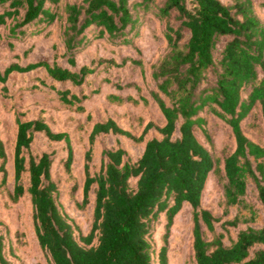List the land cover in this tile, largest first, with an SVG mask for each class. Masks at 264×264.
<instances>
[{"label": "trees", "instance_id": "1", "mask_svg": "<svg viewBox=\"0 0 264 264\" xmlns=\"http://www.w3.org/2000/svg\"><path fill=\"white\" fill-rule=\"evenodd\" d=\"M150 0H81L66 2L64 20L58 34L64 43L66 63L40 59L21 64L18 61L0 68V81L7 80L12 71L41 70L40 82L54 91L57 101L77 112H85V121L75 128L90 127L89 147L85 152V182L83 204L90 201L96 184L93 221L87 234L76 233L77 225L58 202V185L52 177L53 155L44 151L26 156L36 132L48 139L66 141L68 156L73 160V147L68 131H55L47 121L44 110L34 118L16 109L17 133L14 146V188L10 198L17 202L30 193L34 207V225L41 247L52 264H153L155 247L150 240L151 223L160 213L167 218L163 244L158 249L159 264H168V236L174 217L187 203L192 209L193 250L196 264H264V224L247 225L233 237L231 226H237L240 216L222 222L223 231L216 229L219 220L211 210L202 206V197L211 174L222 182L223 205L228 212L232 206L249 211L244 221H255L257 208L247 203L248 179L256 185L258 198L264 208V162L253 164L252 157H264V143L252 140L243 129V121L259 104L264 120V21L256 13L253 0H164L157 15L170 18L176 11L180 24L169 21L165 36L168 47L150 66L155 86L142 92L137 82L123 83L112 79L109 69L122 66L128 60H142L123 55H94L90 62L79 64L78 56L97 38H106L118 46L129 42L128 33L135 28L139 10ZM60 0H0V26L7 27L8 43L33 32H44L59 15ZM143 11V10H142ZM144 12V11H143ZM32 26L31 30L28 27ZM185 31L189 33L183 41ZM228 37L220 55L215 49L222 37ZM108 70V71H107ZM106 74L97 78L101 73ZM215 74L209 80V74ZM209 80V81H208ZM103 82L115 90L107 93L112 104L157 103L164 123L150 120L140 135L122 127L112 116L95 120L85 101L100 93ZM135 85L139 94H124L122 88ZM6 85L1 91L7 93ZM33 87L39 88L38 84ZM247 90L246 96L243 92ZM212 112L232 127L236 147L224 157L223 167L213 152L202 143L197 127L211 144L210 132L204 123ZM160 136L148 137L151 130ZM179 135H176L177 132ZM122 134L135 142H144L142 154L131 161L121 146L105 148L99 171H91L97 137L105 133ZM3 158L1 184H6L5 143L0 137ZM28 172V184L25 173ZM229 235L231 243L224 241ZM211 233V236H209ZM8 245L0 230V264H13Z\"/></svg>", "mask_w": 264, "mask_h": 264}, {"label": "rangeland", "instance_id": "2", "mask_svg": "<svg viewBox=\"0 0 264 264\" xmlns=\"http://www.w3.org/2000/svg\"><path fill=\"white\" fill-rule=\"evenodd\" d=\"M81 0H60L58 3L59 15L55 22L47 27L44 32H33L24 38L15 39L8 43L4 34H7V27L0 26V68L4 69L9 63L18 61L27 64L40 59L52 60L56 53L58 61L66 63L64 43L58 34V26L64 20V6L66 2ZM164 0H150L147 7L137 6L135 9L141 12L135 28L128 33L129 42L121 46L111 43L106 38H97L91 41L87 48L78 56L79 64L90 62L94 55L116 56L121 60L123 55H130L131 58L141 59L140 63L128 60L122 66H114L109 69L112 79H119L123 83L137 82L142 86V92L148 94L150 88L155 86V80L151 77V64L157 60L160 54L168 47V40L165 36L168 21L178 26L180 20L174 11L170 18H161L157 15L158 6ZM231 4L233 0H222ZM190 3V0H189ZM256 13L264 21V0H253ZM144 12H143V11ZM32 26L28 27L31 30ZM189 36L185 31L184 40ZM228 37L224 36L215 49L216 55L224 46ZM108 71V70H107ZM107 71L101 73L97 78L103 77ZM41 70L27 72L12 71L7 80L0 81V137L5 143L6 160L5 167L8 172L6 184H1L3 171L0 156V230L5 234L8 245L14 247V254H10L13 264H52L48 253L39 244L35 225L34 207L30 193H26L17 202L10 198V192L14 188V146L17 133L16 109L26 112L28 118H34L40 110H44L47 121L55 131H68L71 136L73 147V160L68 168L65 159L68 156L66 141L50 140L43 132H36L29 150H26L27 159L30 155H38L48 151L53 155L51 173L58 185V202L63 210L69 215L72 222L77 225L76 233L87 234L91 228L94 212V200L96 184L90 194V201L83 204L84 182H85V152L89 147L90 127L82 129L75 128L77 121H85V112H77L72 108L62 105L54 96V91L49 90L40 82ZM209 80H214L215 74H209ZM208 80V81H209ZM33 84L40 87L35 88ZM6 85L7 93L1 91ZM115 88L107 82H103L100 93L93 94L85 101L87 108L95 116V120H103L106 116H112L122 127L131 130L134 134L140 135L146 123L150 120L162 125L164 117L157 103L133 104H112L107 99V93ZM121 92L139 94L135 85H129L121 89ZM247 90L243 92L246 96ZM207 120L204 125L210 132L211 144L205 137L200 127L196 128V135L224 164V157L231 153L236 147V140L232 127L224 120L206 112ZM245 133L254 141L264 143V120L260 105L257 104L249 116L243 121ZM178 131L176 135H179ZM160 136L157 130L152 129L148 137ZM123 146L128 153V158L135 161L143 152L144 142H135L122 134L105 133L97 137L95 144L94 158L91 162V171L100 170L105 148ZM253 164L259 160L264 162V157L255 159ZM28 172L25 173L24 181L28 184ZM222 182L217 174L209 177L204 194L202 206L211 210L219 220L215 222L216 229L223 231L222 222L233 218L236 214L240 216L237 226L230 227V233L235 237L240 228L247 225L261 227L264 224V208L258 198V192L254 180L248 179V188L245 200L257 208L255 221H244L249 211L241 206H232L228 212L223 205ZM167 218L164 212L160 213L156 220L151 223L150 240L155 247L152 255L153 264H159L158 249L163 244V235L166 232ZM193 219L192 209L185 204L180 212L174 217L170 226L168 236V264H196L193 250ZM211 236V233H209ZM225 243L230 244L231 239L226 232ZM263 248L264 244H257L254 249Z\"/></svg>", "mask_w": 264, "mask_h": 264}]
</instances>
